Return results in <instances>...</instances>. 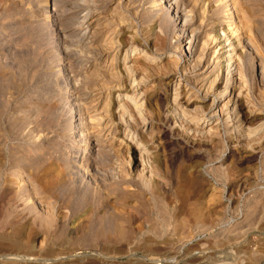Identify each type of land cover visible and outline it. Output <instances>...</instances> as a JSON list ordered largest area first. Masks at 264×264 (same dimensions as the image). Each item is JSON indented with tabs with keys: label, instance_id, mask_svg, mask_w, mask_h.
Listing matches in <instances>:
<instances>
[{
	"label": "rangeland",
	"instance_id": "obj_1",
	"mask_svg": "<svg viewBox=\"0 0 264 264\" xmlns=\"http://www.w3.org/2000/svg\"><path fill=\"white\" fill-rule=\"evenodd\" d=\"M73 5L112 16L90 49L78 45ZM177 8L187 10L192 28H206L209 42L217 40L215 50L226 46L222 30L236 31L242 114H259L247 120L262 125L257 134L237 132L229 97L219 95L223 84L205 90L186 82L187 40L177 38L190 24L177 20ZM100 49L108 51L107 63L115 56L114 73L103 67ZM134 49L149 61L135 59L129 73L121 72L125 50ZM179 80L193 102L185 117L171 104ZM123 85L144 101L140 112L127 107L125 125L108 102L125 92ZM96 87L115 125L84 160L87 137L77 126ZM196 115L209 120L206 134L193 133ZM112 137L134 139L149 154L140 163L127 146L110 149ZM113 221L134 242L157 244H120L115 255L102 250L96 234ZM262 261L264 0H0V264Z\"/></svg>",
	"mask_w": 264,
	"mask_h": 264
},
{
	"label": "bare ground",
	"instance_id": "obj_2",
	"mask_svg": "<svg viewBox=\"0 0 264 264\" xmlns=\"http://www.w3.org/2000/svg\"><path fill=\"white\" fill-rule=\"evenodd\" d=\"M172 1H173V4H175L176 0H172ZM73 6H76V5H73ZM69 11L75 12L79 16V20H78L77 25H76L77 26L76 30L78 31V36H79V44L78 45L83 46V48L89 47V49H90V47L95 46V44L98 43V40H100L102 33H104V29L107 26H108L107 28H109V26L111 25V17L112 16H109L111 14L107 15L102 11L94 10V9L84 7V6L80 7V5L76 6L75 8L73 7L72 9H69ZM70 12H68V13H70ZM187 14H188V12L185 8H182V9L177 8V20L183 21V26L190 24L189 26H187L188 28L183 32V34L178 35V38H177L179 41H182V42L187 40V42L185 44L187 45L188 48H187L186 52H184V55H185L184 62L187 64L186 66L189 69L191 76H189L190 80H186V82L191 83L195 87L205 89V90H209L210 88L212 89V87H220L221 84H223L222 88L220 87L221 93L219 92L220 94L219 93L218 94L220 95L221 98L222 97L223 98L229 97V100L226 103L229 105L230 109L232 110L231 115H233L232 117L234 118V120H233L235 122L234 125L236 126V129H239V130H237V132H243L246 135H250V136L257 134L258 132H260L262 130V125L258 124L254 127H249V126H247L248 125L247 120H249V118H251V117H253L255 119H259L260 118L259 114L257 115V113L255 111L249 112L248 110H247L248 115L242 114V110L246 106H243L242 101H241V99H242L241 95L242 94L239 92L240 59H239V56L237 54V46H235V44L233 42L234 35L236 34V31L234 30L235 32L232 31V33H229V35H228L225 33V31L222 30V33L220 35L222 38H224V42H226L225 43L226 46L220 47L219 49L215 50V48L217 47V42H216L217 40H212L211 42H209L210 38L209 37L207 38L206 36L204 37V35H205L204 33H207V31L204 32L205 27H203V25L202 26L199 25L196 28H192V24L194 22L190 18L191 16H188ZM193 27H195V26H193ZM67 28H69V27H67ZM181 28H182V26H181ZM71 29H74V28H71ZM234 29H236V28H234ZM66 30H68V29H64L63 31H66ZM205 30H206V28H205ZM117 36H118V34H117ZM218 44L220 45V42ZM237 45H239V44H237ZM105 46H106V44L105 45L103 44L100 47L104 48ZM225 47H226V50L223 53H221V51ZM183 49H186V47H184ZM100 50L102 51V49H100ZM101 51H100L99 59L102 58V60H104V66L103 67H105L110 72L112 71V73H114L113 72L114 68L113 69H111V68L113 66H116V64L113 65V63H114L113 58L115 56L112 59H110L109 63H107L108 62L107 60L110 58V55H109L108 51L107 52H105V51L101 52ZM137 54H139L138 57H136ZM135 59H144L146 61H149V56H148V53H146L144 51L138 52L137 49L132 50V52H130V53L127 50H125V54H124V57H123L121 63H118L120 71L129 73V71L132 70V66H133L132 63L135 61ZM115 72H118V71H115ZM126 73H125V75H126ZM170 74L171 75L169 76V79L173 80V78H175L173 75L174 73L173 74L170 73ZM104 75H105V73H104ZM106 75H107V73H106ZM133 75H134V73H133ZM109 76H111V75H109ZM181 81L182 80H179L177 83L178 87L174 88L173 103H171V104H173V106L175 108L174 109L175 112H177L179 115L185 117V116L190 115L189 114L191 112L190 107L193 105V102L189 98L190 89L186 90L187 87L185 88L184 84H183L184 86L182 87ZM134 82H135V80H134ZM132 84L134 86V83H132ZM168 85H169V83H168ZM120 86L121 85H119L118 88H120ZM122 89H121L122 91H125L124 93H122V95H119L116 99H113L112 101L110 100L111 99L110 98V99H108V102H109V104L114 105V107H117L116 110L120 114V115L118 114L119 119H120L119 121L122 122L123 125H125L124 123L126 121V118H129L128 117L129 115L127 114V109H128L127 107L133 106L132 108L136 109L137 112H140V111H142L141 108L144 105V101H142L141 97H137V89L131 88L130 90H127V87H125V85H123ZM85 97H86V100H85L86 103L88 104V106L90 105V107L87 108V111H90V112H88L89 114L86 117H84L83 115L80 116L81 117L79 119L80 124L77 127L81 126V128H82L81 132H83L82 136L87 137V139H85L86 140L85 141V148L83 149L82 155L85 154V156L83 158H84V160H88L89 157H91L92 155L96 154L99 151L100 145L102 147L100 140L103 139V141H106V139L107 140L109 139L108 136H110L112 134V132H113L112 126H114L115 124L113 122H112L113 123L112 124L111 121H109L108 119L105 118L104 111L106 109L108 102L106 104L102 105V100L104 99L103 88H100V87L93 88L87 92V96H85ZM157 97H159V96H157ZM183 98H185V100L181 101ZM210 113H213L210 116V118H215V116L217 115V114H215V111L210 112ZM105 114L107 115V112ZM208 121L209 120H207L206 115H196L195 117L193 116L192 121H190V126L192 127L193 133H195V134L197 133L200 135L206 134L208 131H206L207 129H205V128L207 127V125L209 123ZM87 126H90V128H88V129H91L92 131H96V133L98 131V133H97V135H95V137L94 136L91 137L92 132L87 133V130H88L86 128ZM143 126L145 127L146 124H143ZM93 133H95V132H93ZM200 135H198V136H200ZM111 140H112V142L109 145L110 149H115L117 146H120V148L127 146V151H129V152L132 151V152L140 155V163L142 161L141 159L144 156H147V154H149V153H147L145 148H143L141 146L140 143L133 142L134 139L132 142L131 141L128 142L126 138H123L120 142H118V140H115L112 137ZM121 150H123V149H121ZM141 166H142V164H141ZM96 236H97V240L95 242V243H97L96 246L101 248L102 250L107 251L108 253H112V254L116 253V248H117V246L119 247L120 244H124L125 246H128V247L139 245V246H143V247H147V248H150V247L157 244L156 241L151 240V239H147L142 243L134 242V240L131 239V236L129 235V233L124 231L122 228L119 229V227L115 221H113L111 224L105 225L103 228H101L100 233H97ZM121 246L123 247V245H121ZM156 250H157V248H156ZM160 250H161V248H160Z\"/></svg>",
	"mask_w": 264,
	"mask_h": 264
},
{
	"label": "built area",
	"instance_id": "obj_3",
	"mask_svg": "<svg viewBox=\"0 0 264 264\" xmlns=\"http://www.w3.org/2000/svg\"><path fill=\"white\" fill-rule=\"evenodd\" d=\"M262 264H264V261H262Z\"/></svg>",
	"mask_w": 264,
	"mask_h": 264
}]
</instances>
